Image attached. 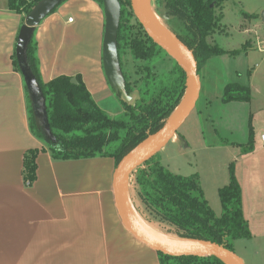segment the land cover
I'll list each match as a JSON object with an SVG mask.
<instances>
[{
	"label": "crops",
	"instance_id": "0c3cea01",
	"mask_svg": "<svg viewBox=\"0 0 264 264\" xmlns=\"http://www.w3.org/2000/svg\"><path fill=\"white\" fill-rule=\"evenodd\" d=\"M27 15L23 6L16 9L10 0H0V264H161L158 251L139 240L119 214L115 158L55 159L47 140L31 130L28 92L14 62ZM105 22L97 1L65 0L36 26L33 38L44 82L79 75L107 111L116 94L103 64ZM130 95L137 99L139 93L123 90L122 99L130 102L125 98ZM261 135L255 143H264ZM34 148L39 150L37 177L30 183L23 174L24 158ZM102 165L110 169V189L98 186L97 168ZM251 171L249 181L254 167ZM251 194L248 220L259 215L264 189L255 187ZM252 245L249 260L258 264Z\"/></svg>",
	"mask_w": 264,
	"mask_h": 264
},
{
	"label": "trees",
	"instance_id": "16d2710c",
	"mask_svg": "<svg viewBox=\"0 0 264 264\" xmlns=\"http://www.w3.org/2000/svg\"><path fill=\"white\" fill-rule=\"evenodd\" d=\"M18 1V4L16 3ZM42 0H10L11 6H23L29 14ZM63 0L62 2H64ZM104 8V0H95ZM121 17L116 38V67L121 75L123 90L130 94L137 90L135 103L122 99L123 90L112 82V89L123 105V112L111 116L102 109L78 75H60L44 82L34 38L28 47V61L43 89L48 121L53 139L47 141L55 159L69 160L112 156L116 166L137 145L160 130L182 103L187 90V74L170 54L173 65L159 71L158 65L169 55L146 31L135 15L132 0H119ZM227 0H152L151 7L160 15L171 31L192 52L199 70L206 60L227 50L208 42L220 27L224 3ZM61 2V3H62ZM219 10V11H218ZM239 50H232V54ZM130 55L137 66L139 78L131 80L125 67ZM14 62L20 70L15 55ZM110 81V80H109ZM251 88L241 83H229L223 95L225 101L252 98ZM29 123L39 138L46 140L38 126L28 98ZM255 135L250 131L243 153L255 149ZM30 149L24 158L23 174L32 183L37 177V154ZM156 153L131 175L132 203L148 222L157 223L161 230L183 239L217 243L232 251L234 241L251 238L249 221L243 210L242 189L235 164L229 167V182L219 189L222 212L217 215L207 199L199 173L183 175L163 164ZM161 264H227L216 256L169 255L158 251Z\"/></svg>",
	"mask_w": 264,
	"mask_h": 264
},
{
	"label": "rangeland",
	"instance_id": "374dc122",
	"mask_svg": "<svg viewBox=\"0 0 264 264\" xmlns=\"http://www.w3.org/2000/svg\"><path fill=\"white\" fill-rule=\"evenodd\" d=\"M151 10L167 27L164 19L152 7ZM208 42L227 52L213 54L203 64L199 70L201 90L197 104L178 129V138L172 137L158 155L173 172L199 173L204 193L217 215L222 212L219 189L228 183L229 167L234 163L244 190L247 216L252 189H264V143H255L251 154H244L241 145L249 140L251 129L255 136L264 131V0H227L220 27L208 36ZM232 50L239 52L232 54ZM173 62L169 54L157 69L168 70ZM140 63L134 62L130 55L126 56L125 67L133 82L139 78L137 66ZM229 83L250 86L252 99L225 101L223 95ZM114 84L119 88L122 86L120 74ZM125 98L131 103L136 100L134 95ZM113 99L107 112L117 116L124 109L116 95ZM252 167L253 181H249ZM97 178L101 189H110L111 172L107 165L97 168ZM128 188L132 198L135 194L133 185ZM261 197L259 215L248 220L252 237L234 241L235 252L246 264H252L249 260L251 244L256 262L264 264V196ZM149 223L162 231L157 223ZM164 233L174 240L179 238Z\"/></svg>",
	"mask_w": 264,
	"mask_h": 264
},
{
	"label": "water",
	"instance_id": "95a60500",
	"mask_svg": "<svg viewBox=\"0 0 264 264\" xmlns=\"http://www.w3.org/2000/svg\"><path fill=\"white\" fill-rule=\"evenodd\" d=\"M62 1L63 0H42L37 6H35L27 15L25 23L21 26L16 43V58L20 71L24 76L28 97L31 101V106L37 124L44 132L45 139L47 141L53 139V136L48 121L46 98L41 84L29 64L28 47L33 38L36 26ZM151 1L152 0H132V7L135 15L148 34L169 54L173 55L177 62L183 67L187 74V90L182 103L168 119L165 125L156 133L149 136L145 141L133 148L117 166L113 184L117 209L127 228L139 240L157 251L175 256H216L224 260L227 264H245L243 259L235 251L225 248L217 243L199 240L204 244L198 247H188L178 243L162 242L146 235L131 220L124 203V183L128 182L130 175L139 166L158 153L161 148L177 133L180 126L195 108L201 89V79L198 74L197 61L195 57L192 52L189 56L181 50L167 34L166 31L169 30L157 24L149 17L148 5L151 9ZM104 10L106 22L103 40V64L108 79L110 82L114 83V81L118 79L119 75L116 67L115 52L118 26L121 17V3L119 0H104ZM169 32L172 33L171 31ZM71 81L73 83H78V79L76 77H72ZM123 162H125V164L122 166Z\"/></svg>",
	"mask_w": 264,
	"mask_h": 264
},
{
	"label": "bare ground",
	"instance_id": "6f19581e",
	"mask_svg": "<svg viewBox=\"0 0 264 264\" xmlns=\"http://www.w3.org/2000/svg\"><path fill=\"white\" fill-rule=\"evenodd\" d=\"M148 15L149 17L156 22L157 24L161 25L162 27H164L165 29L167 27H165V25L159 20L157 19V17L155 16V14L152 12V10L150 9L149 5H148ZM167 34L171 37V39L173 40V42L181 49L183 50L187 55H191V51L184 45L182 44L172 33H170L169 31H166ZM125 164V162H123L122 166ZM129 184L128 182L124 183L123 186V192H124V203L126 205L128 214L131 218V220L134 222V224L146 235L162 241V242H166V243H178V244H182L188 247H198L200 245H203L204 243L202 241L199 240H192V239H183V238H178V239H173V238H169L164 232L158 230L157 228H155L152 224H150L148 221H146L143 217H141V215H139V213L136 211V209L134 208L133 204H132V200L130 198V193H129Z\"/></svg>",
	"mask_w": 264,
	"mask_h": 264
},
{
	"label": "built area",
	"instance_id": "2783aa9c",
	"mask_svg": "<svg viewBox=\"0 0 264 264\" xmlns=\"http://www.w3.org/2000/svg\"><path fill=\"white\" fill-rule=\"evenodd\" d=\"M69 21H73V18H69ZM261 139L264 141V132L261 135Z\"/></svg>",
	"mask_w": 264,
	"mask_h": 264
}]
</instances>
